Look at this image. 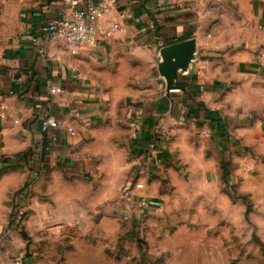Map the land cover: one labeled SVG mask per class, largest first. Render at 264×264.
I'll use <instances>...</instances> for the list:
<instances>
[{"label": "rangeland", "instance_id": "1", "mask_svg": "<svg viewBox=\"0 0 264 264\" xmlns=\"http://www.w3.org/2000/svg\"><path fill=\"white\" fill-rule=\"evenodd\" d=\"M21 11L0 0V58ZM122 94L70 167L0 157V264H264V162L228 126L166 119V152L149 162L133 142L152 135L138 121L155 109H140L164 93Z\"/></svg>", "mask_w": 264, "mask_h": 264}, {"label": "crops", "instance_id": "2", "mask_svg": "<svg viewBox=\"0 0 264 264\" xmlns=\"http://www.w3.org/2000/svg\"><path fill=\"white\" fill-rule=\"evenodd\" d=\"M20 4L0 58V157L15 161L40 142L46 135L41 117L49 113L76 133L51 129L46 161L70 167L71 148L102 120L109 101L122 93H164L140 111L155 109L167 123L185 111L187 121L206 133L228 126L249 147L252 161L264 162V0H118L92 23L95 45L77 55L63 42L44 40L43 27L62 10V0ZM189 38L195 56L166 95L159 48ZM51 86L62 91L50 93ZM138 122L151 126L145 117Z\"/></svg>", "mask_w": 264, "mask_h": 264}, {"label": "built area", "instance_id": "3", "mask_svg": "<svg viewBox=\"0 0 264 264\" xmlns=\"http://www.w3.org/2000/svg\"><path fill=\"white\" fill-rule=\"evenodd\" d=\"M117 1L118 0H87L82 6L80 0H62V10L57 16L48 20L43 27L44 40L47 43L63 42L66 44L71 55H77L83 46L95 45V33L92 23L105 16L109 12L110 7ZM150 26H153L152 23H150ZM117 27L118 25L115 24L113 29ZM32 40L36 41V39ZM39 50L42 52V47H40ZM61 91L62 89L58 86H51L49 88L50 93H58ZM162 116V113L157 110L152 112L153 122L151 126L154 128V132L148 137L149 139H147L145 145L141 144L143 140L140 131L134 138L135 140L133 143L135 147L141 152L142 157L149 162H156L158 153L161 152L164 155L166 152L163 146L160 145L169 139L167 124ZM160 119L163 121L158 122ZM186 121L185 111H182L177 123L183 125ZM51 129H65L72 135L76 133L75 128L69 125L65 120L58 119L46 113L41 117L40 131L43 134H48ZM34 147L37 151H40L43 147L42 141L36 143ZM137 187L141 188L142 184H137ZM14 264H21V262L16 260Z\"/></svg>", "mask_w": 264, "mask_h": 264}, {"label": "water", "instance_id": "4", "mask_svg": "<svg viewBox=\"0 0 264 264\" xmlns=\"http://www.w3.org/2000/svg\"><path fill=\"white\" fill-rule=\"evenodd\" d=\"M196 52V42L194 38L164 45L159 48L160 57L157 63V71L164 79L166 95L174 89L173 79L176 73L187 67L194 58Z\"/></svg>", "mask_w": 264, "mask_h": 264}, {"label": "trees", "instance_id": "5", "mask_svg": "<svg viewBox=\"0 0 264 264\" xmlns=\"http://www.w3.org/2000/svg\"><path fill=\"white\" fill-rule=\"evenodd\" d=\"M166 43H168V42L166 41ZM163 102H165V101H163ZM159 109H161V108H159ZM47 138H48L47 134L44 135V137L42 138L41 141H42L43 147H42V149L40 151H37L35 149V147L32 146L28 150H26L25 152L16 154L14 156L15 160H23L25 164H28L30 166V168H33L34 162H36L38 160H40L42 162H45L46 161V156H47L48 150H49L48 144H47ZM158 156L160 158H162L163 154L162 153L158 154ZM9 162H10V158L9 157H3V159H2V163L3 164H9ZM58 164L60 166H63L61 163H58ZM225 166H226L225 162H222L221 163L222 177L227 179V177H229V172H228V169ZM150 203H151V205H154V204L157 203V200H155V199L153 200L152 199V200H150Z\"/></svg>", "mask_w": 264, "mask_h": 264}]
</instances>
